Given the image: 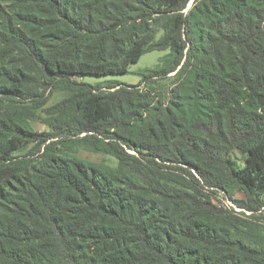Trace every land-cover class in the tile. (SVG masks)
I'll list each match as a JSON object with an SVG mask.
<instances>
[{
	"label": "trees",
	"instance_id": "obj_1",
	"mask_svg": "<svg viewBox=\"0 0 264 264\" xmlns=\"http://www.w3.org/2000/svg\"><path fill=\"white\" fill-rule=\"evenodd\" d=\"M23 1L33 12L0 6V56H12L0 94L35 97L48 82L70 93L46 134L0 115V264H264V0H195L188 13L190 0ZM167 49L141 73L176 71L167 98L71 80ZM49 140L36 159L17 154ZM235 184L255 217L214 203Z\"/></svg>",
	"mask_w": 264,
	"mask_h": 264
},
{
	"label": "rangeland",
	"instance_id": "obj_2",
	"mask_svg": "<svg viewBox=\"0 0 264 264\" xmlns=\"http://www.w3.org/2000/svg\"><path fill=\"white\" fill-rule=\"evenodd\" d=\"M194 4L195 0H190L187 6L183 9V12L188 13ZM0 6L12 15L30 13L33 12L31 9H34L32 6L25 4L23 0H0ZM1 24L2 18L0 16V25ZM29 28L30 27H28L27 30H29ZM44 33L45 29L39 30L37 37H42ZM161 33L162 32L160 31L159 35H161ZM169 52L170 49L146 52L138 62L131 64L128 73L107 75L85 74L80 77L73 76L71 77V80L89 83L93 86L92 90L94 92H110L122 84L127 86V88H145V90L151 91L152 94L157 95L158 93H161L162 97L167 98L168 91L175 80L176 71L162 77L155 76L149 80H142L141 73L161 65L163 63V58L168 55ZM11 57V55L6 56L5 58L0 56V68L8 65L12 60ZM18 63L19 65L25 64L22 59H20ZM34 75L41 77L35 73ZM48 83H50L51 86L49 85L46 86V88H42L40 94L35 97H20L14 93H9L8 95L0 94V115H3L8 111V114L10 113V115L24 119L34 132L41 134L50 132L52 130V117L49 114V108L67 97L70 91L61 84L56 85L55 82ZM42 101H45V104L38 106ZM82 135L83 134L71 136L70 139L69 135H64L57 139L69 143L71 142V139L78 138V136ZM49 142L50 140L41 145L38 141L28 143L25 145L26 147L20 152H17V154H19V156L27 155V157L36 159L43 152ZM61 148L62 144L57 146L58 150H61ZM74 149L79 157L90 163L101 164L104 166H116L118 163V161L109 154L94 152L81 145H75ZM129 151L134 153L131 149H129ZM234 156L243 163L244 155L240 151H234ZM210 193L214 203L218 206L228 208L242 217H255L256 215L254 220L264 227V207L257 211L255 215L252 211L247 210L243 204L247 197L243 190L236 184L232 186L230 191L212 190Z\"/></svg>",
	"mask_w": 264,
	"mask_h": 264
}]
</instances>
